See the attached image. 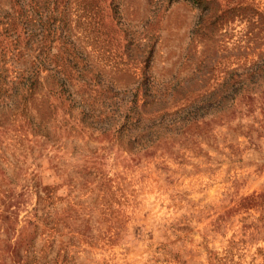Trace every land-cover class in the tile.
Returning <instances> with one entry per match:
<instances>
[{"label":"rangeland","instance_id":"obj_1","mask_svg":"<svg viewBox=\"0 0 264 264\" xmlns=\"http://www.w3.org/2000/svg\"><path fill=\"white\" fill-rule=\"evenodd\" d=\"M0 264H264V0H0Z\"/></svg>","mask_w":264,"mask_h":264}]
</instances>
